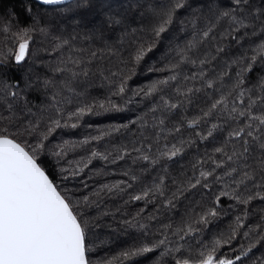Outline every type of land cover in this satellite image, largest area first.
I'll use <instances>...</instances> for the list:
<instances>
[{"label":"snow or ice","instance_id":"6c2138e0","mask_svg":"<svg viewBox=\"0 0 264 264\" xmlns=\"http://www.w3.org/2000/svg\"><path fill=\"white\" fill-rule=\"evenodd\" d=\"M0 5V264H264V0Z\"/></svg>","mask_w":264,"mask_h":264},{"label":"trees","instance_id":"16d2710c","mask_svg":"<svg viewBox=\"0 0 264 264\" xmlns=\"http://www.w3.org/2000/svg\"><path fill=\"white\" fill-rule=\"evenodd\" d=\"M3 4L4 5H8V4H15L17 6V10H19V4H20V0H3ZM2 6V5H0ZM94 121L96 123H100V124H103V123H107L108 121L103 118V117H98V118H94Z\"/></svg>","mask_w":264,"mask_h":264}]
</instances>
